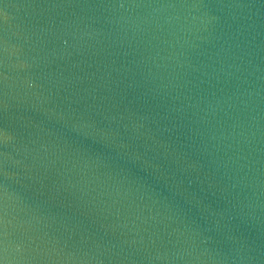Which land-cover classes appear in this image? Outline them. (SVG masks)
<instances>
[{"label": "water", "instance_id": "1", "mask_svg": "<svg viewBox=\"0 0 264 264\" xmlns=\"http://www.w3.org/2000/svg\"><path fill=\"white\" fill-rule=\"evenodd\" d=\"M0 264H264V0H0Z\"/></svg>", "mask_w": 264, "mask_h": 264}]
</instances>
